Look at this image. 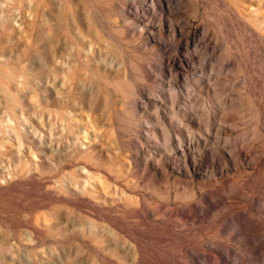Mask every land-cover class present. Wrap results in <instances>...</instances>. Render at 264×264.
I'll list each match as a JSON object with an SVG mask.
<instances>
[{
  "label": "rangeland",
  "instance_id": "1",
  "mask_svg": "<svg viewBox=\"0 0 264 264\" xmlns=\"http://www.w3.org/2000/svg\"><path fill=\"white\" fill-rule=\"evenodd\" d=\"M0 264H264V0H0Z\"/></svg>",
  "mask_w": 264,
  "mask_h": 264
}]
</instances>
